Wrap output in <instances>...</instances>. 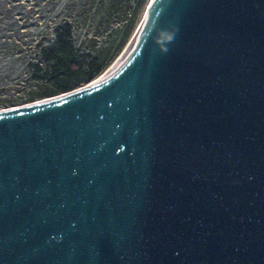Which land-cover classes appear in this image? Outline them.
Instances as JSON below:
<instances>
[{"label":"water","instance_id":"obj_1","mask_svg":"<svg viewBox=\"0 0 264 264\" xmlns=\"http://www.w3.org/2000/svg\"><path fill=\"white\" fill-rule=\"evenodd\" d=\"M107 77L0 109V264H264V0H150Z\"/></svg>","mask_w":264,"mask_h":264},{"label":"trees","instance_id":"obj_2","mask_svg":"<svg viewBox=\"0 0 264 264\" xmlns=\"http://www.w3.org/2000/svg\"><path fill=\"white\" fill-rule=\"evenodd\" d=\"M25 2L0 0V61H6V67L0 66V109L94 80L121 51L148 0H34L28 12H21L17 8ZM24 12L30 17H23ZM4 19L10 22L5 30L18 38H3ZM94 22L100 37L83 32Z\"/></svg>","mask_w":264,"mask_h":264},{"label":"rangeland","instance_id":"obj_3","mask_svg":"<svg viewBox=\"0 0 264 264\" xmlns=\"http://www.w3.org/2000/svg\"><path fill=\"white\" fill-rule=\"evenodd\" d=\"M37 1H40V0H37ZM47 0H43V3H45ZM34 4V0H27V2H25L23 5H21V6H19L17 9L18 10H20L21 12H23L24 10L26 11V12H28L29 11V7L31 6V5H33ZM36 11H38V10H36ZM40 11V10H39ZM26 16H29V14H26L25 12L23 13V17H26ZM20 17V16H19ZM30 17V16H29ZM25 19V18H24ZM30 20V18H28L27 20H25L27 23H28V21ZM9 20L8 19H4L3 21H2V27H3V31L1 32V35L3 36V38L7 41V40H11L12 38H18L20 35H17L15 32H13V31H6L5 29H7V27H8V25H9ZM101 28H99L98 26H97V24H96V22H94V23H92V24H90V23H88V26H85L84 27V30H83V32L84 31H87V35L88 36H90V35H92V34H95V35H97V36H99L100 37V35H101V30H100ZM24 33H28L27 31H25ZM24 33H21V34H24ZM25 35V34H24ZM23 36V35H22ZM22 39H24V40H27V39H29V38H24V36H23V38ZM6 61H4V60H2L1 59V61H0V66H5L6 67V65L4 64Z\"/></svg>","mask_w":264,"mask_h":264},{"label":"bare ground","instance_id":"obj_4","mask_svg":"<svg viewBox=\"0 0 264 264\" xmlns=\"http://www.w3.org/2000/svg\"><path fill=\"white\" fill-rule=\"evenodd\" d=\"M149 2L150 0H148L138 24L136 25L134 31L132 32L131 36L129 37V39L127 40V42L125 43L121 51L117 54V56L113 59V61L108 65V67L98 77L95 78V80H100V79L107 77L110 73L115 71L119 67V65L122 63V61L125 59L126 55L128 54L132 44L134 43L139 33V29H140L141 22H142L141 20L144 16V12Z\"/></svg>","mask_w":264,"mask_h":264}]
</instances>
